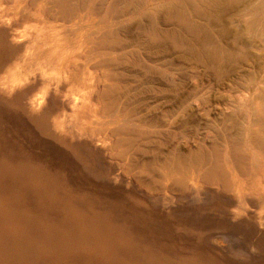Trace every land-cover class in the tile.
<instances>
[{
	"label": "bare ground",
	"instance_id": "obj_1",
	"mask_svg": "<svg viewBox=\"0 0 264 264\" xmlns=\"http://www.w3.org/2000/svg\"><path fill=\"white\" fill-rule=\"evenodd\" d=\"M207 190L264 201V0H0V264L264 262Z\"/></svg>",
	"mask_w": 264,
	"mask_h": 264
},
{
	"label": "rangeland",
	"instance_id": "obj_2",
	"mask_svg": "<svg viewBox=\"0 0 264 264\" xmlns=\"http://www.w3.org/2000/svg\"><path fill=\"white\" fill-rule=\"evenodd\" d=\"M36 62H37V60H36ZM101 154L102 153L100 152V154L98 155V165L97 166L103 168L104 170H108L112 164L106 156H102ZM113 166H114V168H116L117 164L115 163ZM117 173H118L117 175H119L120 173H122V170L117 172ZM198 192L199 191L195 190V193H198ZM205 193L208 195V197L212 198L211 201H206L204 203V205H206L205 206L206 209H211V207H215L216 205H224V207L229 206V207H237V208H241L242 206H245V207L247 206L250 208H249V210H247L246 213L251 214V213H254L255 211H257V209H261L264 206V201L262 203H258L255 205L248 206V205L243 204V203L241 204L240 202L236 203V202H233L232 200L225 199V198L219 196L218 192H215L212 190H207ZM215 193H216V196H214ZM150 199H152L153 201H157V202H154V205L156 207H158L157 204H159V205L166 206V207H172L174 209L193 208V207L198 208L197 206H198V202H199V201H195V202H193L194 204L193 203L189 204L187 202L185 203L184 198L177 197L175 195H168L166 193H163L162 195H159V196H156V195L152 196ZM193 199H198V196L195 195ZM220 202H222V204H220ZM190 206H192V207H190ZM174 215L180 216L183 214L174 212ZM193 225H196L195 222L193 223ZM221 236H222V234H220V233L211 236L208 240H206V244L211 245L215 248H218L217 245L214 244L213 241L215 239H219ZM222 237L227 238V235H223ZM235 238L236 239H234V238L230 239L231 242L233 243V244L231 243L232 248H230V247L220 248V251L225 253L226 256H228L226 258L231 259V260H229L230 264H263L264 263L261 259H259L260 258L259 256H256L255 254L250 253V251L248 249H246L241 242L240 243L238 242V241H240L239 237H235ZM246 254H247V256L250 255V257H249L250 260H248V261H244L245 258L242 257Z\"/></svg>",
	"mask_w": 264,
	"mask_h": 264
}]
</instances>
